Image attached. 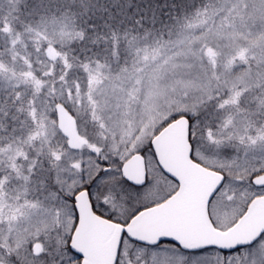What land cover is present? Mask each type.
<instances>
[{"label":"snow or ice","instance_id":"snow-or-ice-1","mask_svg":"<svg viewBox=\"0 0 264 264\" xmlns=\"http://www.w3.org/2000/svg\"><path fill=\"white\" fill-rule=\"evenodd\" d=\"M0 264H264V0H0Z\"/></svg>","mask_w":264,"mask_h":264}]
</instances>
